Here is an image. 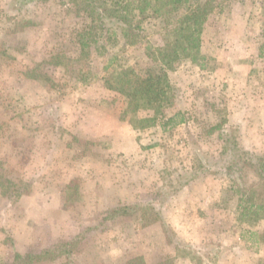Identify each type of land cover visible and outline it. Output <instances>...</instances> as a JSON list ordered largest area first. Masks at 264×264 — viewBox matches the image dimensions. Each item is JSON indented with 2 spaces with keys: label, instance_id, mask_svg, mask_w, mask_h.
<instances>
[{
  "label": "rangeland",
  "instance_id": "rangeland-1",
  "mask_svg": "<svg viewBox=\"0 0 264 264\" xmlns=\"http://www.w3.org/2000/svg\"><path fill=\"white\" fill-rule=\"evenodd\" d=\"M88 24L71 0H0V264L67 242L69 256L39 264H257L264 244L240 234L264 223L241 224L230 190L256 176L226 166L264 158V0L208 16L207 69L187 59L169 72L166 118L185 121L144 130L121 119L126 100L106 80L155 65L163 21L132 48L118 33L83 49Z\"/></svg>",
  "mask_w": 264,
  "mask_h": 264
},
{
  "label": "trees",
  "instance_id": "trees-1",
  "mask_svg": "<svg viewBox=\"0 0 264 264\" xmlns=\"http://www.w3.org/2000/svg\"><path fill=\"white\" fill-rule=\"evenodd\" d=\"M228 1L221 0L215 5L214 0L210 4L200 3V0H71L77 11L89 20L88 26L77 34L83 49L97 43L104 34L120 33L124 48L146 44L148 41L144 32L145 22L151 18L163 21V44L156 48L150 47L156 58L153 67L137 71L132 66H119L108 75V89L121 94L126 100V106L121 113L122 120H127L135 130H144L149 125L155 126L159 120L164 125H176L185 121L180 113L166 118V110L174 105L175 100L174 85L169 72L175 71L187 59L200 69H207L209 59L202 52L204 24L211 13L222 9ZM55 58V64L60 65L58 61L63 57L58 55L53 60ZM141 112H147V116L141 117ZM225 122L226 119L212 127L209 133L222 130ZM238 161L247 166H226L229 175L248 169L256 176L249 186L245 184L242 188L241 185L234 184L230 188L238 196V220L241 224L264 223V158L258 157V164L253 160L245 161L242 157ZM133 209V206L115 209L112 217L126 215ZM240 237L264 244V225L262 230L245 229ZM71 244L67 242L54 249L36 253H17L13 264H39L62 256L67 257L69 251L66 248ZM127 264L148 263L143 257H135ZM257 264H264V258L259 259Z\"/></svg>",
  "mask_w": 264,
  "mask_h": 264
}]
</instances>
